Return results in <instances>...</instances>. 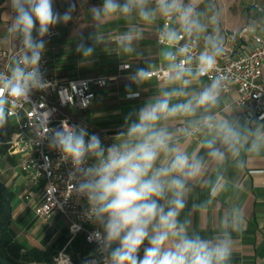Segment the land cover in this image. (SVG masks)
<instances>
[{"label":"clouds","instance_id":"1","mask_svg":"<svg viewBox=\"0 0 264 264\" xmlns=\"http://www.w3.org/2000/svg\"><path fill=\"white\" fill-rule=\"evenodd\" d=\"M78 2L67 0L61 13L55 0H9L7 33L18 41L20 54L6 72L0 71V132L10 117L19 118L13 109L34 104L32 96L50 86L42 58L53 29L73 20ZM200 4L102 0L88 8L94 31L87 38L78 33L75 47L83 58L93 57L97 46H108L103 24L116 17L127 21L116 38V54L135 57L142 66L133 68L124 60L120 65L129 73L125 99H139L153 73H162L156 95L124 115L111 144L106 146L83 124L64 120L60 127H49L54 109L38 113L41 131L35 143L47 141L48 149L69 166L71 197L78 204L86 202L83 217L94 225L87 239L96 247L81 264H231L234 234L246 228L245 207L226 208L211 238L192 228V216L240 187L229 178V169L239 172L249 158L264 156V113L257 115L253 107L240 113L225 110L229 77L218 71V58L225 52L220 12L214 0H207L204 9ZM160 19L166 22L158 24ZM257 28V22H250L245 30L254 33ZM148 31L159 64L140 47ZM200 41L203 49L193 56ZM213 72L217 74L210 82L202 79ZM109 79L115 77L97 83L104 86ZM73 88L76 92L75 83ZM90 103L91 97L84 99L81 107ZM193 142L198 147L188 150L185 146ZM197 187L207 189V198L190 202Z\"/></svg>","mask_w":264,"mask_h":264},{"label":"crops","instance_id":"2","mask_svg":"<svg viewBox=\"0 0 264 264\" xmlns=\"http://www.w3.org/2000/svg\"><path fill=\"white\" fill-rule=\"evenodd\" d=\"M9 0L1 2L0 7V45L14 42L7 33L9 24L7 12ZM102 0H80L73 20L67 25H58L59 35L47 45L46 54L49 57L51 71L63 81L80 77L97 75H117L118 65L123 60L132 64L133 68L142 66L135 57L117 56L116 38L126 29L127 21L116 17L101 26V31L109 41L107 47L97 46L93 57L83 58L75 52L78 43V33L85 38L94 31L93 21L88 8L98 5ZM207 0H201L200 7ZM219 11H231L235 15L236 24L230 26V15L227 22L220 19V31L225 45L238 43L243 45L240 50H246L252 45V36H264V0H214ZM67 0H55V7L61 13L67 8ZM166 22L163 19L158 24ZM250 22H257L258 28L254 33L246 31ZM227 24V25H226ZM211 30V29H210ZM234 35V37H231ZM91 43V41H88ZM140 47L157 64L160 63L155 51V39L150 31L146 32ZM198 47H203L200 41ZM111 80L107 86L95 90V98L85 110L70 109L72 116L88 129L97 130L104 137L107 145L112 143V137L121 129L123 117L133 106H139L147 98L156 95L159 82L153 79L145 85L144 92L137 100L125 99L124 86L128 81L127 71ZM205 82H210L202 78ZM197 87L199 85H196ZM236 91L224 93L225 110L238 112L235 104ZM188 150L198 147L197 142L185 146ZM0 148H4L0 145ZM0 152V183L7 188L11 196V215L9 229L14 234L13 240L24 249L47 250L57 238L66 236L67 220L60 215L45 216L40 213L41 189L25 178L20 169L13 165V160ZM229 178L240 187L220 194L214 204L203 212L194 213L192 228L206 238L213 237L218 231V220L224 210L233 204H241L246 209V228L237 235L234 234L235 245L231 264H264V156L249 158L247 167L239 172L229 169ZM207 198V189L195 188L190 202H198ZM88 245L81 235L77 236L67 247L70 256L77 260L86 253ZM89 250V249H88Z\"/></svg>","mask_w":264,"mask_h":264},{"label":"built area","instance_id":"3","mask_svg":"<svg viewBox=\"0 0 264 264\" xmlns=\"http://www.w3.org/2000/svg\"><path fill=\"white\" fill-rule=\"evenodd\" d=\"M59 33L57 28L53 29L50 40L57 37ZM242 46L238 43L224 46V55L218 58V71L229 77L224 93L231 90L236 91L235 104L238 112L240 113L247 107H253L259 115L264 113V36L257 34L252 36V45L248 50L245 48L240 50ZM202 49L203 47L198 46L194 48L193 56ZM19 54V44L16 40L8 42L5 46L0 45V71L6 72L9 64ZM41 64L42 68L46 70V79L51 82L50 86L32 96L34 104L23 103L13 109L15 113H18L19 118L15 115L10 117L14 120V124L12 125L8 121L6 134L0 140V145L5 148L2 154L13 160V165L20 169L28 182L40 187L42 196L40 213L45 216L60 215L67 220V240L49 264H68L66 255L71 258V264H81V261L96 247L87 239L88 234L94 230V225L83 217L86 202L82 200L78 204L71 197L74 181L68 179L69 166L59 161L57 152L48 149L47 141H43L41 144L35 143L36 133L41 131L38 113L54 109L49 127H60L64 120H67L69 124L80 125L81 123L72 116L70 109H87L89 106L81 107L82 101L91 97L92 102L95 98V90L107 86L113 79H109L104 86L99 85L97 81L101 78H117L120 76L119 73L124 70L120 68L121 63L118 65L119 73L117 75L100 74L63 81L51 71L49 57L46 53ZM216 74L213 72L204 78L210 81ZM161 77L162 73L159 70L153 73V79L161 81ZM73 83L77 86L76 92H74L75 88L71 89ZM257 95L261 97L260 100L254 99ZM89 131L98 133L107 146L100 132L94 129H89ZM73 225H80V229L75 230ZM79 235L82 236L89 250L74 260L66 249ZM61 251H64L66 255Z\"/></svg>","mask_w":264,"mask_h":264},{"label":"trees","instance_id":"4","mask_svg":"<svg viewBox=\"0 0 264 264\" xmlns=\"http://www.w3.org/2000/svg\"><path fill=\"white\" fill-rule=\"evenodd\" d=\"M4 150L5 148H0V152ZM2 217L3 211L0 205V220ZM9 223L2 232V246L0 247V253H5L11 264H49L52 258L56 257L58 252L62 249L67 240L66 236L59 237L45 251L24 249L13 240L14 234L9 229Z\"/></svg>","mask_w":264,"mask_h":264},{"label":"water","instance_id":"5","mask_svg":"<svg viewBox=\"0 0 264 264\" xmlns=\"http://www.w3.org/2000/svg\"><path fill=\"white\" fill-rule=\"evenodd\" d=\"M2 140V138H0ZM0 205L3 211V217L0 220V247L2 246V232L7 227L11 215V196L7 188L0 183ZM1 264H11L7 255L3 252L0 253Z\"/></svg>","mask_w":264,"mask_h":264},{"label":"rangeland","instance_id":"6","mask_svg":"<svg viewBox=\"0 0 264 264\" xmlns=\"http://www.w3.org/2000/svg\"><path fill=\"white\" fill-rule=\"evenodd\" d=\"M2 1H4V0H0V2H2ZM1 3H0V7H1ZM201 9H204V6L202 7L201 6ZM220 12V19H223V20H225L226 22H227V15H230V16H232L233 18H230V22H232L231 24H230V26H233V25H235L236 24V16L237 15H235L233 12H231V11H228V12H222V11H219ZM227 25V24H226ZM9 121H10V124H14V120L13 119H9ZM88 249L89 248H87V251L86 252H88ZM37 264V263H36Z\"/></svg>","mask_w":264,"mask_h":264},{"label":"flooded vegetation","instance_id":"7","mask_svg":"<svg viewBox=\"0 0 264 264\" xmlns=\"http://www.w3.org/2000/svg\"><path fill=\"white\" fill-rule=\"evenodd\" d=\"M6 132H0V138L4 137Z\"/></svg>","mask_w":264,"mask_h":264}]
</instances>
